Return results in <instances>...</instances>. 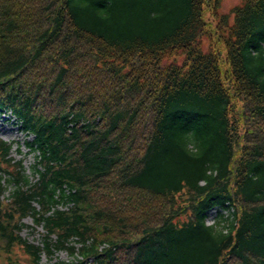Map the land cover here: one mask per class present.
<instances>
[{"label":"trees","instance_id":"obj_1","mask_svg":"<svg viewBox=\"0 0 264 264\" xmlns=\"http://www.w3.org/2000/svg\"><path fill=\"white\" fill-rule=\"evenodd\" d=\"M219 7L0 0V114L35 159L31 179L0 137L7 264L16 249L28 264L64 249L79 264H264V0L233 22ZM226 202L237 222L207 226ZM29 215L44 247L21 235Z\"/></svg>","mask_w":264,"mask_h":264},{"label":"rangeland","instance_id":"obj_2","mask_svg":"<svg viewBox=\"0 0 264 264\" xmlns=\"http://www.w3.org/2000/svg\"><path fill=\"white\" fill-rule=\"evenodd\" d=\"M241 2L242 0H221L219 12L221 14H229V21L233 22L234 14L232 13V9L241 4ZM0 136L6 141L14 142L11 154L12 157L16 160H22L26 168V173L32 176L33 174L31 171L33 170L35 159L34 154L29 150V146L27 144V141L31 140L32 136L28 135L25 131H22L20 125L15 122V118L10 114L0 116ZM8 195L9 192L6 193V196ZM65 207L66 206H61V208ZM24 221L27 226H25L21 232L23 237L32 243L41 244L44 234L43 228H36L33 218L31 217L26 218ZM12 257L16 259L19 264H28L30 261L29 257L19 249H16V252L12 254ZM52 260H60L66 263H71L72 261H75V258L68 251H59L55 253L53 257H49L44 254L42 256L41 263L49 264ZM7 261V255L0 252V264H7Z\"/></svg>","mask_w":264,"mask_h":264}]
</instances>
